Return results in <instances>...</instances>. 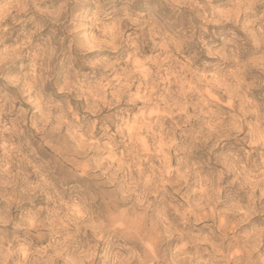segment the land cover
I'll return each instance as SVG.
<instances>
[{"label": "clouds", "instance_id": "1", "mask_svg": "<svg viewBox=\"0 0 264 264\" xmlns=\"http://www.w3.org/2000/svg\"><path fill=\"white\" fill-rule=\"evenodd\" d=\"M0 264H264V0H0Z\"/></svg>", "mask_w": 264, "mask_h": 264}]
</instances>
